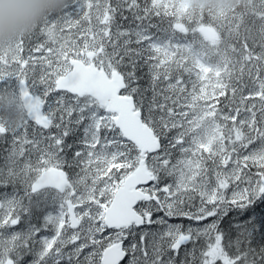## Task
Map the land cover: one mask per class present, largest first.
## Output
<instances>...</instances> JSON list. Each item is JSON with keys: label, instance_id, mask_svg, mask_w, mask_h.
<instances>
[{"label": "snow or ice", "instance_id": "snow-or-ice-1", "mask_svg": "<svg viewBox=\"0 0 264 264\" xmlns=\"http://www.w3.org/2000/svg\"><path fill=\"white\" fill-rule=\"evenodd\" d=\"M261 206L264 0H64L0 41V264H264Z\"/></svg>", "mask_w": 264, "mask_h": 264}, {"label": "clouds", "instance_id": "clouds-1", "mask_svg": "<svg viewBox=\"0 0 264 264\" xmlns=\"http://www.w3.org/2000/svg\"><path fill=\"white\" fill-rule=\"evenodd\" d=\"M226 4L237 0H214ZM64 0H0V41L28 31Z\"/></svg>", "mask_w": 264, "mask_h": 264}, {"label": "trees", "instance_id": "trees-1", "mask_svg": "<svg viewBox=\"0 0 264 264\" xmlns=\"http://www.w3.org/2000/svg\"><path fill=\"white\" fill-rule=\"evenodd\" d=\"M5 147H6V145H5ZM261 208H264V206H261ZM257 211L259 212V211H261V209H260V208H258V209H257Z\"/></svg>", "mask_w": 264, "mask_h": 264}]
</instances>
